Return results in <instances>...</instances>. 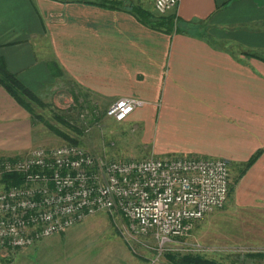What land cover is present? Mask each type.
<instances>
[{
    "label": "crops",
    "instance_id": "1",
    "mask_svg": "<svg viewBox=\"0 0 264 264\" xmlns=\"http://www.w3.org/2000/svg\"><path fill=\"white\" fill-rule=\"evenodd\" d=\"M101 1L0 0L6 69L39 98L67 81L89 108L141 99L118 127L148 137L146 156L220 157L241 169L260 151L232 182L222 221L264 238V61L245 54L264 58V0H179L170 33L144 22L159 16L154 0ZM33 125L0 84V156L30 151Z\"/></svg>",
    "mask_w": 264,
    "mask_h": 264
},
{
    "label": "built area",
    "instance_id": "2",
    "mask_svg": "<svg viewBox=\"0 0 264 264\" xmlns=\"http://www.w3.org/2000/svg\"><path fill=\"white\" fill-rule=\"evenodd\" d=\"M178 2L154 0V10L165 16ZM142 104L137 97H120L104 115L121 122ZM0 171L20 177L0 190V256L30 247L102 210L124 219L134 232L153 234L165 243L223 208L230 190V167L224 158L108 159L74 143L0 156Z\"/></svg>",
    "mask_w": 264,
    "mask_h": 264
},
{
    "label": "rangeland",
    "instance_id": "3",
    "mask_svg": "<svg viewBox=\"0 0 264 264\" xmlns=\"http://www.w3.org/2000/svg\"><path fill=\"white\" fill-rule=\"evenodd\" d=\"M60 83L40 95L41 105L30 102L40 116H31L33 148L75 140L108 159L142 158L149 153L148 137H139L130 127L123 132L119 122L104 115L105 108H89L83 92L67 81ZM229 167L231 186L240 167ZM3 174L0 171V190L5 188ZM230 198L223 208L194 221L187 232L165 243L153 234L134 232L124 219L102 210L30 247L0 256V264H175L183 255H200L219 264H264V238L245 237L234 222L222 221ZM254 252L261 256L251 255Z\"/></svg>",
    "mask_w": 264,
    "mask_h": 264
},
{
    "label": "trees",
    "instance_id": "4",
    "mask_svg": "<svg viewBox=\"0 0 264 264\" xmlns=\"http://www.w3.org/2000/svg\"><path fill=\"white\" fill-rule=\"evenodd\" d=\"M98 5H101L103 7H108V8H124L127 9L126 7L128 6H119L118 3L109 1V0H103L101 1V3H99ZM143 12V11H142ZM141 11L136 12L138 14L139 17L143 18V15H146L145 12L142 13ZM146 21L144 19V22H147L150 26L155 27L156 29L165 31V32H172V31H179L180 27L178 25V21L176 19V22H174L175 20V16H173V14H169L166 16H148L147 15ZM246 55H249L251 57L260 59L262 61H264V58L256 53H251V52H245ZM50 70L52 71L53 75H59L60 74V70H57L56 68V64L49 62L48 63ZM0 84H2L10 93H12L14 95V97L16 98V100L18 101V103L20 105H22L30 114V116H32V118H39V114H36L32 108V106L30 105V102L36 103L41 105L42 101L41 99L36 95V93H34L33 91H31L30 89H28L27 87H25L17 78L16 76H14L13 74H11L5 66V63L3 61L2 58H0ZM56 134L62 135V137L64 138V134H62L60 131L55 130ZM69 137V136H68ZM67 138V137H65ZM68 143H74V144H79L77 141H69ZM260 151H257L249 160L248 162L244 165L243 168H241L238 172V176L237 178H239V176L243 173V171L255 160V158L259 155ZM17 156V155H16ZM3 181L5 182V188L9 187L10 185L19 182L20 177L17 174H10V173H4L3 174ZM237 178H235L234 180V184L237 182ZM233 189V188H232ZM231 190V187H230ZM251 255H260L259 253H253ZM261 256V255H260ZM175 264H219L211 259H206L204 257H201L200 255H183L178 257V259L174 260Z\"/></svg>",
    "mask_w": 264,
    "mask_h": 264
}]
</instances>
